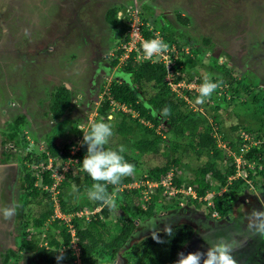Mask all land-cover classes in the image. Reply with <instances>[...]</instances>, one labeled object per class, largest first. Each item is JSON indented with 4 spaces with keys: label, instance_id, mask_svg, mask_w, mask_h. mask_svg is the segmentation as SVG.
Returning <instances> with one entry per match:
<instances>
[{
    "label": "rangeland",
    "instance_id": "1",
    "mask_svg": "<svg viewBox=\"0 0 264 264\" xmlns=\"http://www.w3.org/2000/svg\"><path fill=\"white\" fill-rule=\"evenodd\" d=\"M111 8H116L125 17L124 20L131 26L130 32L133 26L143 24L144 17L149 19L150 25L164 23L176 34L188 39V46L193 45L201 50L202 67L199 75L203 79L210 77L212 82H216L214 79L224 78V67H227L234 69L232 73L237 82L245 79L248 84L256 85V89L264 90V0H0V206H16V213L10 220L0 219V264L9 248L17 251L18 235L22 233L20 223L23 206L20 193L23 184L19 177L23 152L27 149L43 151L45 140L53 136L59 137L61 145L70 137L76 138V148L72 153L79 147H87L82 143L83 133L75 134V129L80 130L81 125L90 126L95 122L97 109L113 80H129L127 73L120 70L121 63L116 67L111 65V59L116 53L114 44L118 40L116 32L105 20ZM180 17L187 18V21L182 22ZM205 39L210 40L208 44L204 42ZM130 50L128 46L127 54ZM184 50L189 52L190 47ZM168 53L166 51L162 55H154V60L166 61L171 68ZM126 55L122 61L127 58ZM220 57L224 60L221 61ZM175 73L176 70H170L167 80L178 95L187 99L185 89L198 92L200 83L196 81L174 84ZM60 85L69 86L73 102L70 111L56 121L51 118L49 108L52 93ZM213 94L212 103L220 105L223 119V128L218 129L215 125L214 129L215 132H221L217 134L218 144L227 150L228 156L237 153L242 165L245 161L241 158L239 147L246 146L250 150L260 143L244 128L250 124L247 116L250 114L258 118L257 112H264V99L260 102L262 106L259 111H255L252 103L244 104L247 101L244 94H239L230 105L232 94L227 92L225 85H220ZM21 115L26 119L21 127L29 142L26 149L7 135L12 129V123ZM210 122L214 125L211 117ZM251 123L254 130H261L260 124L254 121ZM237 124L241 125L240 129L233 131L232 127ZM224 135L228 141L235 143L234 147H229L221 139ZM238 137L246 140L242 146L238 143ZM110 142L114 146L122 145L114 138ZM253 165L254 162L249 163L250 168ZM69 168L70 165L66 164L62 171L53 170L55 182L52 188L56 202L54 217L65 218L67 222L76 214H62L56 194ZM191 173L189 168L183 166L179 176L187 179L192 177ZM247 175L248 170L238 165L237 173L229 179V184L239 178L246 179ZM140 181L123 189L138 188L143 183ZM248 185L247 189L237 194L231 193L233 208L230 216L223 218L214 213L211 219L204 211L190 204L187 196L191 191L182 189L177 196L178 192L172 189L169 198L162 195L161 199L168 201L183 197L180 206L168 209L159 204L154 216L137 220V228L132 237L109 264H127L126 251L133 245L153 232L164 231L166 226L181 224L193 228L191 239L181 251L184 254L197 251L206 253L208 243L223 238L229 242H238L239 246L232 253L237 264L239 257L246 259V263L241 264H249L253 246L256 241L262 244L264 236L253 234L248 229V214L253 209L264 211V189H258L250 180ZM148 192L146 189L141 190L145 200L144 209L148 206ZM224 192L225 189L220 193ZM213 195L215 191L212 190L205 200L211 203ZM140 199L137 198L136 204L141 202ZM91 202L87 196H82L84 209L77 214L78 217H85L87 222L101 211V208L91 210ZM37 211L32 207V210L26 212L35 215ZM110 211L105 221L114 234L120 228L117 222L120 215L116 209ZM90 227L98 236H103L93 222ZM25 251L17 252L20 255L16 259L18 264H46L41 257L37 261L35 252ZM75 251L78 262L79 249L75 247ZM23 255H26L27 263ZM177 260L178 257L173 264Z\"/></svg>",
    "mask_w": 264,
    "mask_h": 264
},
{
    "label": "trees",
    "instance_id": "2",
    "mask_svg": "<svg viewBox=\"0 0 264 264\" xmlns=\"http://www.w3.org/2000/svg\"><path fill=\"white\" fill-rule=\"evenodd\" d=\"M124 18L116 8L109 9L105 15L107 24L116 32L118 39L114 44L116 53L111 59V65L116 67L121 63L120 70L127 73L129 80H113L109 84L97 109L95 120L112 124L111 138L122 143L125 147L122 155L135 167L134 174L123 178L119 185L107 186L109 192L114 189L117 191L116 207L113 209L120 215L117 220L120 228L113 234L105 221L112 208L100 202L90 203L91 210L101 208V211L95 213L89 222L85 217L77 216L84 209L81 197L87 196V190L94 183L81 165L87 147H79L72 153L76 148V138L70 137L61 145L59 137H50L45 140L43 151L27 149L23 152L20 157L19 177L23 184L20 193L23 206L20 249L35 251L46 264H77L73 241L79 249L80 264H109L132 237L137 228V220L154 216L159 204L168 209L180 206L183 197L168 201L161 199L162 195L169 198L172 189L178 192L177 196L181 194L182 189L191 191L187 196L191 205L209 215L216 213L223 218L230 216L233 208L231 193L237 194L240 190L247 189L248 180L253 181L258 189H264V112H257L259 119L248 114L250 124L244 126L246 131L260 142L243 155L245 163H242L241 167L248 170L247 178H239L229 184V179L236 175L238 168L235 158L228 156L227 150L218 144V135L221 132H215L214 129L215 125L218 129L223 128V119L220 105L212 103L214 94L212 93L203 104L197 105L195 100L198 92L185 89L186 99L178 95L167 80L170 70H176L174 84L183 81H196L201 84L204 81L199 75V69L202 67L201 50L193 45L188 46V39L176 34L168 25L157 22L150 25L149 19L143 17L141 31L144 38L155 39L158 33L168 47L174 45L177 48L178 57L170 52L171 68H168L166 62L138 59L141 49H134L127 54V48L124 46L130 41L131 28ZM179 20L185 23L187 18L180 17ZM209 41L204 40L207 44ZM186 47H190L189 52L184 50ZM126 54L128 57L122 61ZM229 70L231 69L224 67L225 76L220 80L223 81L221 85H225L227 92L232 94L230 105L239 94H244L247 96L244 104L252 103L255 111H259L262 106L260 102L264 99V90L256 89V85L248 84L245 79L237 82L232 73L234 69ZM214 80L217 82L219 79ZM72 100L71 90L66 85L58 86L51 96V118L61 120L70 111ZM165 107L170 108L171 114L162 117L160 113ZM153 112L156 115H153ZM210 117L214 125L210 122ZM252 121L260 124L263 131L254 130ZM25 122V116H19L12 123V129L7 135L26 149L29 142L21 129ZM240 127V124L234 125L232 130L238 131ZM75 131V134L81 132L78 128ZM221 139L227 142L229 147L235 146L234 142L227 140L226 135ZM237 139L240 146L246 142L241 137ZM110 141L105 146L106 149L118 150L119 146L112 145ZM250 162H254L253 168H250ZM66 164H69L70 168L61 181L56 198L62 214H76L68 222L65 218L54 217L56 202L52 191L55 182L53 170L62 171ZM183 166L191 170L192 177L182 179L179 176ZM137 180L143 181L140 187L123 189ZM164 181H167V185ZM73 183L79 186V194H72ZM148 183L158 185L150 187ZM142 189L149 191V200L146 202L148 206L145 209ZM224 189L225 192L221 194ZM212 190L215 195L209 203L205 198ZM138 197L142 199L136 204ZM32 207L38 210L35 215L26 212L32 210ZM91 222L103 233L102 237L91 229ZM171 229V236L164 231L157 232L161 243H157L151 234L129 248L126 251L127 264H173L178 253L191 239L193 228L188 224H181L172 226ZM60 252L63 253V259L58 262L56 257ZM19 257L17 252L9 250L2 264H10L12 259Z\"/></svg>",
    "mask_w": 264,
    "mask_h": 264
},
{
    "label": "clouds",
    "instance_id": "3",
    "mask_svg": "<svg viewBox=\"0 0 264 264\" xmlns=\"http://www.w3.org/2000/svg\"><path fill=\"white\" fill-rule=\"evenodd\" d=\"M142 50L146 57H152L165 53L168 50V45L162 39L155 38L144 41ZM219 59L221 61L224 60L223 57ZM222 83V80L212 82L210 77H205L204 81L198 86V96L195 100V104H203ZM170 114V108L165 107L161 111L160 116L166 117ZM153 115H156V113L153 112ZM80 131L83 133L82 143L87 146V153L81 165L83 170L94 181L91 188L87 190V198L93 202H100L110 209L114 208L117 191L114 189L112 192H109L107 186L119 185L123 178L134 174L135 167L128 163L122 155V153L125 152V147L123 145H120L118 150L106 149L105 146L113 136V127L110 122L101 120L100 122L92 123L90 126L81 125ZM71 192L74 195L79 194V186L73 183ZM15 213V205L0 206V219L10 220ZM248 218V229L251 230L253 234L264 236V211L253 209L248 214ZM164 232L171 236V227L166 226ZM152 238L157 243L162 242L159 240L158 233L156 232H153ZM208 244L209 248L206 253L199 251L188 254H184L183 252L178 253L176 264H237L232 255L239 246L237 241L233 240L229 242L221 238ZM56 258L58 262L62 260L63 253L60 252V255Z\"/></svg>",
    "mask_w": 264,
    "mask_h": 264
},
{
    "label": "built area",
    "instance_id": "4",
    "mask_svg": "<svg viewBox=\"0 0 264 264\" xmlns=\"http://www.w3.org/2000/svg\"><path fill=\"white\" fill-rule=\"evenodd\" d=\"M156 34H157L156 38L162 39V37L159 36L158 33H156ZM144 41H146V39L144 38V36L142 34L141 25L140 26L138 25V26H135V27L133 26L132 31L130 32V41L127 44H124V46L127 48V51H128V46L131 47V50L129 52H131L134 49H137V50L141 49V51L139 50L138 59L146 58V59H153L154 60L153 56L152 57H146L143 54L142 45H143ZM134 46H135V48H133ZM167 51L169 52L168 56H170V52H172V53H174L175 57H178V51H177V48L174 45L172 47H168ZM126 56L128 57V55H126ZM161 61L162 62H166V61H163V60H161ZM168 68H169V66H168ZM248 150L249 149H247L246 146H243L242 148H240L239 151H240V154H241V158H243L244 153L247 152ZM231 156H233L235 158V162H236L237 168H238V165L241 166V161L237 157V153H233V154H231ZM166 182L167 181H164L163 183L166 185ZM148 185L149 186L153 185V186H150V187H157L158 184L157 183H148Z\"/></svg>",
    "mask_w": 264,
    "mask_h": 264
},
{
    "label": "flooded vegetation",
    "instance_id": "5",
    "mask_svg": "<svg viewBox=\"0 0 264 264\" xmlns=\"http://www.w3.org/2000/svg\"><path fill=\"white\" fill-rule=\"evenodd\" d=\"M263 209H264V205H263ZM205 214H207V213H205ZM207 215H208L209 219H211L213 217V215H209V214H207ZM256 237H255V239H256ZM259 240H261V238H259ZM259 242L260 241H256V244L253 246V253L251 255V261H249V264H264V239H262V241H261L262 244H260ZM244 259H245V257H244ZM244 259L239 257V264H241L242 262L246 263V259H245V261H244Z\"/></svg>",
    "mask_w": 264,
    "mask_h": 264
},
{
    "label": "crops",
    "instance_id": "6",
    "mask_svg": "<svg viewBox=\"0 0 264 264\" xmlns=\"http://www.w3.org/2000/svg\"><path fill=\"white\" fill-rule=\"evenodd\" d=\"M19 236V239H17V243H18V248H17V251L16 250H14V249H11V248H9V250H13L14 252H18V253H23V252H26L25 250L24 251H21V249H20V235H18ZM73 247H74V249H75V247H77L76 246V244H75V242L73 241ZM32 252H35V251H33V250H31ZM36 253V252H35ZM5 256H6V253H5V255H4V259H5ZM24 256V258H25V261L24 262H28V259H27V257H25L26 255H23ZM36 256H37V261H38V258L40 257V256H38V254H36ZM4 259H3V261H4ZM14 260V261H13ZM2 261V262H3ZM39 262V261H38ZM78 262H79V260H78ZM77 262V263H78ZM10 264H18V262H17V260L16 259H12L11 260V263ZM40 264V263H39ZM78 264H80V262L78 263Z\"/></svg>",
    "mask_w": 264,
    "mask_h": 264
},
{
    "label": "water",
    "instance_id": "7",
    "mask_svg": "<svg viewBox=\"0 0 264 264\" xmlns=\"http://www.w3.org/2000/svg\"><path fill=\"white\" fill-rule=\"evenodd\" d=\"M67 86V88H69V86L68 85H66Z\"/></svg>",
    "mask_w": 264,
    "mask_h": 264
}]
</instances>
